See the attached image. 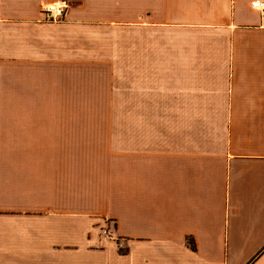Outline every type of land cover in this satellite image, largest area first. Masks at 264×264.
Listing matches in <instances>:
<instances>
[{
	"label": "crops",
	"instance_id": "crops-1",
	"mask_svg": "<svg viewBox=\"0 0 264 264\" xmlns=\"http://www.w3.org/2000/svg\"><path fill=\"white\" fill-rule=\"evenodd\" d=\"M256 1L0 0V264H264Z\"/></svg>",
	"mask_w": 264,
	"mask_h": 264
},
{
	"label": "built area",
	"instance_id": "built-area-1",
	"mask_svg": "<svg viewBox=\"0 0 264 264\" xmlns=\"http://www.w3.org/2000/svg\"><path fill=\"white\" fill-rule=\"evenodd\" d=\"M250 7L254 13H258L264 17V0L254 2ZM67 8L68 5L64 2L44 5L42 8V13L44 15L43 20L49 24L63 23L66 19Z\"/></svg>",
	"mask_w": 264,
	"mask_h": 264
},
{
	"label": "rangeland",
	"instance_id": "rangeland-1",
	"mask_svg": "<svg viewBox=\"0 0 264 264\" xmlns=\"http://www.w3.org/2000/svg\"><path fill=\"white\" fill-rule=\"evenodd\" d=\"M116 1L120 2V0H115V2H116Z\"/></svg>",
	"mask_w": 264,
	"mask_h": 264
}]
</instances>
